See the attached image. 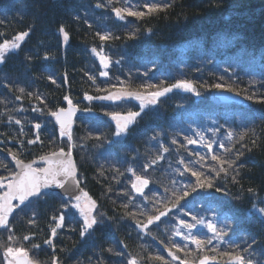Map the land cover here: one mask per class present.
Wrapping results in <instances>:
<instances>
[{
    "label": "trees",
    "instance_id": "1",
    "mask_svg": "<svg viewBox=\"0 0 264 264\" xmlns=\"http://www.w3.org/2000/svg\"><path fill=\"white\" fill-rule=\"evenodd\" d=\"M146 2L165 0H112L111 4L108 0H0V42L30 30L20 49L9 53L0 65V162L7 165V170L0 167V176L15 171L9 149L18 152L25 162L60 147L68 150L67 138L59 137L48 114L49 110L65 107L67 102L63 97L68 95L81 110L72 127L76 145L72 152L82 187L97 200L99 211L111 219L82 238L80 219L67 211L66 224L76 230L68 227L58 230L53 241L55 254L63 264H126L129 254L144 257L149 253L163 256L170 264H180V261H172L159 241L167 244L171 239L184 244L181 237L175 236L174 229L180 227L178 219L191 223L192 215L205 223L213 222L228 235L223 242L213 240L208 245L209 250L204 252L189 244L191 251L176 253L181 260L199 264L207 255L216 257L208 264H228V258L221 253L239 245L242 254L248 256L243 249L255 240L250 252L255 261L264 264V214L257 211L264 208V102H261L264 98V0H166L172 4L171 8L143 19L128 16L120 20L112 11L113 7L124 6L144 10ZM97 4L104 6L97 7ZM61 25L70 34L67 44L59 32ZM97 32L110 33L115 39L102 42ZM94 47L98 51L102 49V54L110 58L107 68L91 52ZM45 54L48 59H44ZM101 72L108 74L102 76ZM89 76L94 77L95 82ZM179 80L192 81L200 95L173 89L156 105L146 107L123 139L114 135L116 126L111 114L138 111L140 102L83 98L85 93L104 96L121 87L155 91ZM216 83L231 86L233 91L229 92L238 93L249 107L215 104L212 93L218 89L211 85ZM142 85L157 87L145 89ZM20 88L25 92L21 93ZM28 92L34 95L29 97ZM37 95L45 103L37 100ZM17 96L21 99H16ZM249 96L253 98L248 99ZM34 108L43 111L34 112ZM84 108L91 111L85 112ZM17 119L21 124L15 123ZM36 123L41 125L39 130L34 128ZM216 129L218 131H214ZM245 131H249V136L254 131L257 143L255 147L249 144L251 151L241 149L243 155L236 162L243 165L239 168L238 183L233 182L235 173L231 170L228 175L221 173L217 177L210 171L216 162L211 160L208 150L199 143L188 144L185 139H199L196 135L199 132L206 140L216 141L214 152L223 156L219 142L240 149L236 141ZM37 132L43 143L28 144ZM229 132L233 133L232 141L227 140ZM97 136L101 139H94ZM50 140L55 143L50 144ZM243 143L248 144V139ZM161 146L169 151L163 153ZM196 152L205 157L204 167L201 169L200 164L193 167L212 176L215 186L222 190L218 192L214 187L193 192L186 203L182 202L191 215L174 210L171 218H162L158 227L152 226V235L157 239L140 232L135 221L124 215L122 205L128 203L129 198L123 193L130 192L135 204L147 202L131 190V174L125 170L131 167L142 172L144 164L162 154L164 159L144 173L152 181L146 193L150 197L155 193L159 198L167 195L164 188H171L173 179L183 184L195 183L190 173L180 176L176 170L183 171L181 159L186 163L197 160L193 155ZM116 169L124 175L118 176ZM249 188L253 192H248ZM66 200L49 193L23 212L17 209L18 214L11 220L18 243L29 248L30 257L41 264L49 261L53 254L52 248L43 243L50 234L51 215L64 211L60 205ZM146 210L151 211L150 204ZM128 211L137 209L129 204ZM32 212L37 214V226L28 224ZM32 233L35 235L30 241H23L24 235ZM193 233L200 237L212 236L201 225L193 229ZM7 236L4 229L0 230V243H7ZM34 243L41 247L31 249ZM213 247L217 252L210 251ZM109 248L114 251L109 252ZM2 256L0 248V261Z\"/></svg>",
    "mask_w": 264,
    "mask_h": 264
},
{
    "label": "snow or ice",
    "instance_id": "2",
    "mask_svg": "<svg viewBox=\"0 0 264 264\" xmlns=\"http://www.w3.org/2000/svg\"><path fill=\"white\" fill-rule=\"evenodd\" d=\"M108 3L111 4L112 0H108ZM97 7H103L102 4H97ZM172 7V4L169 2H146L143 5L144 10L134 9L132 6L124 7H113L112 11L115 13V16L124 20L126 17H136L143 19L146 16L158 15L160 13L166 12L169 8ZM150 31V30H149ZM59 32L62 34L63 42L67 44L70 40V34L65 29L64 25L59 27ZM30 34L29 31L18 32L14 35L12 39H5L3 42H0V64L5 62L6 56L20 49L22 42ZM96 36L100 41L106 42L110 39H115L111 36L110 33L101 34L100 32L96 33ZM91 52L99 57L101 64L107 68L110 64V58L102 54V49L97 50V48H92ZM28 59H31L28 57ZM44 59H48V55L45 54ZM107 72H101L102 76H107ZM87 75V73H86ZM52 83H55V80L52 76L48 77ZM90 80L94 81V77L89 76ZM155 85H142L141 88H156ZM215 89H226L227 91H233L231 86L216 83L211 85ZM173 89H183L188 92H192L196 95H200L197 91V86L189 80H179L171 85L157 88L155 91H145L140 90H129L127 87H121L115 92H110L104 96H91L87 93L84 94V99L92 101L93 99H103V100H112L117 101L123 98H134L140 102L138 111H128L127 113H112L111 118L116 122V129L114 135L120 137L126 135L129 131L131 125H133L137 118L142 115L145 108L150 105H156L161 97H164L167 93L172 92ZM98 91H103L102 89H97ZM21 93L25 92L24 88H20ZM238 94V93H237ZM29 97L33 96L32 92H28ZM37 100H41V103H45L43 98L40 96L35 97ZM252 96H249L248 99H252ZM16 99H21L20 96H17ZM63 99L67 102V107H58L56 110H49L48 114L54 117L56 123L59 125V137L67 138L68 150L66 151L64 147H60L54 151L42 155L39 157V162L36 160L25 162L20 158L18 152H13L11 149L8 150L9 155L12 158V161L15 163V171H8L7 175L0 176V229H4L7 233V243H0V248L3 250V259L0 261V264H41V261L30 257V249L24 247L22 244L18 243L19 238H17L13 231V226L10 222V217H13L14 213H17V209L21 212L24 211V208L28 207L30 204L39 201L40 199L49 195L50 189H60L67 200L62 202L60 205L61 209L64 211H57L51 215L50 223L48 224L49 235L46 239L43 240V243L49 245L53 254L49 261L43 262V264H63V261L55 254L56 245L54 244V238L58 235V230L68 227L71 231H75V228H72L70 224H66L67 210L75 209L80 218L81 222L79 224V235L83 238L87 235H91L96 227L101 226L105 223L106 220L111 219L107 217L105 213L99 211V204L96 199H94L88 191H85L82 187V178L79 175L78 166L73 158L72 149L76 146L73 143V116L80 110L78 106L73 103V100L65 95ZM261 102H264L262 98ZM46 106V104H45ZM23 110V109H21ZM85 112H90L91 109L84 108L82 109ZM32 111L42 112L43 109L34 108ZM10 119H12L10 117ZM17 125L21 124L20 120H15ZM34 128L39 130L41 125L36 123ZM23 129H21V132ZM218 131V129L214 130ZM251 131V130H249ZM249 131H245L239 135V139L236 141L240 143V149H235V145L232 147H226L223 142H219V147L223 149L225 155H219L214 152L213 144L217 143L216 141L206 140V138L201 133H196L199 139H193L185 137L188 144H201L204 146L208 153L211 156V160L216 162L215 166L210 168V171L215 172L216 176L219 177L221 173L228 175L229 171L235 173L232 176L234 183H238L237 176H239V168L243 165H237V161L243 155L241 149H246L251 151V147L256 146L257 140L255 138L254 131L251 136H249ZM88 138H91L89 136ZM233 133L229 132L227 134V140L232 141ZM248 139L249 143H243V141ZM96 140H100L99 136L94 137ZM43 143L40 140L39 133L37 132L34 139H29L28 144H37ZM50 144H54L55 141L50 140ZM173 144L176 143V140L172 141ZM162 147V152L167 153L169 149L167 147ZM183 147V145H181ZM235 149V150H234ZM231 153V156L228 154ZM198 159L193 162L186 163L183 159L179 161L183 165V171L177 169L176 171L180 176H184L185 173H190L192 177H195V183L183 184L175 179L171 181V188H164L163 195L157 198L156 194L150 197L146 193V189L149 188L151 178L144 173L148 172L149 168H152L154 165H157L159 161L164 159V156L157 155L153 157L148 163L143 165L142 172H137L135 169L129 167L125 171L129 172L131 176L129 177V183L131 185V190L134 191L139 197L143 198V201L147 202L143 205L135 204V197L131 196L130 192L125 191L124 196L128 197V203L122 205L125 212L124 215L133 221H135V227L140 230V232L145 235L152 236L155 240L156 236L152 235V226H159V223H162V218L170 217V213L173 211H179L185 216L191 215L189 211H185V203L187 198L197 189H212L215 187L216 191H221L222 189L216 187L213 181V177L206 174L202 170H198L193 167V164H200L201 169L204 167L203 161L205 157L200 153H193ZM226 165V167H225ZM0 167H4L7 170V165L0 162ZM118 176H123L124 173L120 172L119 169H116ZM103 171L100 172V175H103ZM86 179V178H85ZM179 184V186H177ZM111 191V188L108 189ZM248 192H253L252 188L248 189ZM185 202V203H182ZM129 204H132L137 211H128ZM151 205V211H147L148 205ZM260 213L264 214V208L258 209ZM18 214V213H17ZM37 214L32 212L31 217L28 220L29 225L37 226L36 220ZM144 217L143 220L138 217ZM192 222L189 223L184 219H178L180 225L179 228L174 229L175 236H179L185 242L184 244H178L169 239V242L165 244L163 240L159 242L164 244L168 255L172 258V261H180V264H193V262L181 258L176 254L179 252L191 251L188 248V245H195V248L199 252H204L208 249V245L213 243V240L218 242H223L224 238L228 235V232L224 229H218L216 224L211 221L205 223L202 218H199L196 215L191 216ZM198 225L205 226L209 232L212 233L211 237H200L193 233ZM184 230H187L186 232ZM35 235L32 233L30 235H24L22 237L23 241H30L31 236ZM256 241L253 240L252 243L247 244L243 249V253H249L248 256L242 254L239 250V245L235 246V249L232 251H227L221 253L222 256L228 258V264H259L252 257L250 250L253 248V244ZM40 244L34 243L31 244V249H39ZM127 247V245H125ZM63 251V249H62ZM109 252L114 250L109 248ZM212 252H217V248L213 247L210 249ZM122 255V254H120ZM126 260V264H151V262L156 261L159 264H170L163 256L156 254L153 255L149 253L144 257L131 256ZM212 259L215 260L216 257H209L207 255L203 256L199 260V264H208V261Z\"/></svg>",
    "mask_w": 264,
    "mask_h": 264
},
{
    "label": "water",
    "instance_id": "3",
    "mask_svg": "<svg viewBox=\"0 0 264 264\" xmlns=\"http://www.w3.org/2000/svg\"><path fill=\"white\" fill-rule=\"evenodd\" d=\"M212 100L217 105H235V106H239V107H243V108H248L249 107V104L245 101L244 98H242L238 94H235V93L229 92V91H225V90H215L212 93ZM65 107H67V105ZM80 114H81V110H78L74 114L72 127L74 126L75 121L79 117ZM50 119L52 120L54 126L59 130V125L56 123L54 117L50 116ZM73 158H74V156H73ZM74 160H75V158H74ZM36 161L39 162V159H36ZM13 166L15 168V163L14 162H13ZM48 191H49V193L58 194V195H60L62 197H65L63 195V193H62V190H60V189H50ZM14 215H15V213L13 214V216ZM12 218L13 217H10V221H11ZM193 264H196V263H193Z\"/></svg>",
    "mask_w": 264,
    "mask_h": 264
},
{
    "label": "rangeland",
    "instance_id": "4",
    "mask_svg": "<svg viewBox=\"0 0 264 264\" xmlns=\"http://www.w3.org/2000/svg\"><path fill=\"white\" fill-rule=\"evenodd\" d=\"M17 51V50H16ZM98 57V56H97ZM98 59H99V57H98ZM1 65V64H0ZM123 99H126V100H133V101H137V102H139L138 100H136V99H134V98H123ZM123 99H121V100H123ZM107 101H112V100H107ZM117 101H120V100H117ZM113 102V101H112ZM114 102H116V101H114ZM151 106V105H150ZM112 121H113V123H114V125L116 126V122L113 120V119H111ZM132 126V125H131ZM123 137H125V135H122V136H120V137H116V138H118V139H123ZM67 199V198H66ZM68 212H70V213H72L74 216H76L78 219H80V221H81V218H80V216H79V214H78V212L75 210V209H69V210H67ZM3 259V256L1 257V260Z\"/></svg>",
    "mask_w": 264,
    "mask_h": 264
},
{
    "label": "bare ground",
    "instance_id": "5",
    "mask_svg": "<svg viewBox=\"0 0 264 264\" xmlns=\"http://www.w3.org/2000/svg\"><path fill=\"white\" fill-rule=\"evenodd\" d=\"M58 130V129H57ZM59 131V130H58Z\"/></svg>",
    "mask_w": 264,
    "mask_h": 264
}]
</instances>
